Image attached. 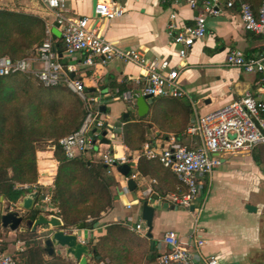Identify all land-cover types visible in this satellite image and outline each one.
I'll list each match as a JSON object with an SVG mask.
<instances>
[{
  "label": "crops",
  "instance_id": "crops-1",
  "mask_svg": "<svg viewBox=\"0 0 264 264\" xmlns=\"http://www.w3.org/2000/svg\"><path fill=\"white\" fill-rule=\"evenodd\" d=\"M66 1L69 8L68 15L92 14L93 0ZM39 3L43 11L30 14L43 18L46 30L52 29L55 15L40 0ZM116 3L123 8V13L109 22L101 23L102 34L107 39L119 41L126 47L141 49L149 59L156 57L169 59L172 65H177L179 82L187 92L186 96L176 98H148L149 109L143 116L138 114L137 98L131 105L122 98L108 101L104 105L105 110L102 111L108 124L118 129L117 139L109 143L111 150L118 155L124 153L129 157H136L139 150H131L125 143L126 130L133 129L135 124H142L146 131L147 142H144L140 149L148 142L152 145H165L170 136L176 138L178 145L196 146L197 138L188 133V128L199 115L238 100L246 92L259 94L258 74L245 73L227 63L228 53L233 49H240L246 54L264 51V37L243 28L237 8L220 7L218 16L208 15L206 35L197 40L186 58L181 60L177 55V46L172 43L168 33L170 15L172 12L177 14L179 27L192 26L196 15L202 12L201 6L192 9L185 4L177 5L172 1L162 0H116ZM261 3L259 5L251 3V5L257 11ZM34 55V51H31L27 57ZM84 59L83 55L77 54L63 61L75 66V72L71 76L83 83L87 93L102 91L121 96L118 88L111 89L109 86L111 82L125 86L126 90L123 93H134L146 85L145 69L137 64L94 58L93 65H87ZM35 67L39 68L40 63H35ZM107 149V146H101V150ZM87 155L96 158L94 150L88 151ZM221 159L222 164L215 168L211 175L205 177L200 192L198 203L203 202L204 209L198 219V225L202 228L201 234L205 244L193 249L195 258L201 262L204 257L214 255L218 258V264H264V208L257 200L262 194V170L254 163L251 152L224 155ZM136 160V164L130 167V172L134 169L140 175L135 180L136 189L129 190L125 176L115 171L113 174L117 185L113 187L115 198L112 207L101 214L94 227L77 231L78 239L85 240L91 249L90 239L96 243L106 234L110 226L120 225L145 239L147 255L155 253L153 264H158L156 256L165 232L176 231L183 242L192 247L195 245V238L192 235L195 216L191 209L163 203L154 207L153 228L151 236H148L147 226L142 218V203L134 201L151 184V180L156 181L153 184L154 188L163 194L179 192L181 185L173 172L162 167L158 161L146 159L147 165H145L140 163V158ZM58 164L53 147L38 150L39 175L37 182L34 183L38 188L28 190L18 202L13 203L12 210L9 208L11 203L1 196L0 215L6 211L24 213L21 209L22 199L31 192L39 194L35 201L36 209H38L37 205L44 204L40 195L51 193ZM149 168L151 171H146ZM213 184H216L214 190H212ZM130 203L132 207L128 208L127 205ZM247 205L255 206L256 211H249ZM136 207L140 209L136 211ZM27 218H30L29 214ZM137 223L144 225L145 229L142 233L133 229ZM64 230L73 232L72 229ZM27 231L29 229L11 231L3 228L0 222V236L8 252H14L18 241H23L16 237L18 232ZM51 232L52 229L49 227H39L36 230L42 248L44 239ZM61 255L73 264H77L74 258L64 253ZM43 257L51 258L46 253ZM91 258L92 256L87 257V264Z\"/></svg>",
  "mask_w": 264,
  "mask_h": 264
},
{
  "label": "built area",
  "instance_id": "built-area-1",
  "mask_svg": "<svg viewBox=\"0 0 264 264\" xmlns=\"http://www.w3.org/2000/svg\"><path fill=\"white\" fill-rule=\"evenodd\" d=\"M172 1L177 5H188L192 9L202 7L195 17L192 26L179 27L177 14L172 12L167 25L172 43L177 46L179 59L186 58L189 50L197 40L207 33L206 17L218 16L220 7L227 9L237 8L243 28L246 31L264 37V0L256 11L247 0H162ZM40 2L55 15L53 26L58 24L64 52L59 54L56 48V39L51 29L46 30V38L36 48L35 55L22 59H12L9 56L0 57V83L4 76L16 73H26L45 87H54L60 83L76 95L84 103L85 119L80 128L58 140V143L67 159H74L79 155L94 150L114 173L122 164H136V159L144 157L156 160L162 166L170 169L180 182L179 192L163 194L154 188L155 180L145 188L135 203L146 201L156 207L163 203L172 204L183 209H191L195 216L192 235L195 245L192 247L183 242L176 231H167L163 234L157 253L158 264H218L217 256L204 257L199 262L193 253L194 248L205 244L202 237V228L198 219L203 212L204 203H198L204 179L213 173L214 169L222 164L221 156L250 153L256 146H263L264 157V51L257 54H246L240 49H233L228 53L227 63L245 73H256L260 76L259 94L246 92L238 100L231 101L215 110L199 115L196 121L188 128V133L197 138L196 146L178 145L176 138L170 136L165 145L145 143L136 157L127 154L118 155L111 150L110 142L117 139L118 129L105 120L102 107L108 101L122 98L130 105L139 96L151 97H182L186 90L179 82L177 65H172L169 59H149L139 48L126 47L119 41L107 39L101 32V23L109 22L123 13V8L117 5L116 0H96V15H68L69 8L66 0H40ZM81 54L84 63L93 65L94 58L103 61L121 60L134 63L145 69L146 85L136 91L122 93L121 96L110 95L98 91L87 93L83 83L71 76L75 66L64 63L63 60ZM35 63H40L36 68ZM70 74V75H69ZM123 125V124H122ZM106 133L103 135V133ZM106 138L109 143H103ZM107 150H101V146ZM119 173V172H118ZM138 172H130L124 177L138 179ZM24 189L38 188L37 184L23 185ZM44 204L37 208L48 217L61 218L60 210L51 202V193L43 195ZM13 203L10 210L13 209ZM132 207V203L127 205ZM142 233L145 229L142 223L133 228ZM82 243L87 244L81 239ZM26 248L24 241H18L14 252L5 249L0 238V264H19V254Z\"/></svg>",
  "mask_w": 264,
  "mask_h": 264
},
{
  "label": "trees",
  "instance_id": "trees-1",
  "mask_svg": "<svg viewBox=\"0 0 264 264\" xmlns=\"http://www.w3.org/2000/svg\"><path fill=\"white\" fill-rule=\"evenodd\" d=\"M247 1L259 5L263 0ZM45 38L46 23L40 16L0 9V57L25 58L31 51L35 53ZM54 38L62 54L63 42ZM109 86L112 90L118 88L119 94L126 90L115 82ZM85 116L83 101L63 83L45 87L26 73L4 76L0 83V197L16 203L28 192L22 186L37 182V151L51 145L59 162L51 202L60 210L62 228L71 230L79 223L85 228L94 227L113 205V187L117 185L114 174L102 160L87 154L67 159L58 143L78 130ZM145 132L142 124H135L126 130L125 143L131 150H140L147 142ZM251 156L264 173L263 146H256ZM140 163L147 165V160L141 157ZM40 212L35 209L29 217L34 219ZM29 233L30 239L22 238L26 248L19 254V264H73L57 254L45 259L38 234ZM89 244L92 258L88 264H153L155 260V253L147 255L145 239L120 225L110 226L96 243L90 239Z\"/></svg>",
  "mask_w": 264,
  "mask_h": 264
},
{
  "label": "water",
  "instance_id": "water-1",
  "mask_svg": "<svg viewBox=\"0 0 264 264\" xmlns=\"http://www.w3.org/2000/svg\"><path fill=\"white\" fill-rule=\"evenodd\" d=\"M96 0L92 1V15L95 16ZM58 24L52 27V34L60 39L61 32L58 29ZM64 62V61H63ZM151 96H139L136 99V105L138 107V114L143 116L147 113L149 105L147 99ZM102 110H105V107H102ZM106 133L104 132L103 135ZM103 143L108 144L109 140L106 138L102 139ZM122 175L127 176L130 173V166L128 164H122L117 167ZM128 189L133 191L136 189V182L134 179H129L127 181ZM39 194L37 192H31L28 196H25L22 199L21 209L24 210V213L19 211H6L1 214L0 222L3 228H8L11 231H24L31 230L36 231L39 227H49L52 229V232L46 236L43 241V250L44 252L52 256L54 254L61 255L65 254L69 257L75 259L77 264H87V257L92 256V251L88 244L82 243L78 239L77 231L85 229L84 223H79L73 227V232L69 233L64 230L62 227L64 225L61 218L50 216L48 217L43 212L37 214V216L32 218H27V215L36 209L35 201L38 199ZM41 199L44 198L43 195H40ZM246 208L249 211H256V207L253 205H247ZM142 218L146 223L148 236H151V231L153 228V217L155 213V208L149 205L144 201L141 205ZM193 210V207H191Z\"/></svg>",
  "mask_w": 264,
  "mask_h": 264
},
{
  "label": "rangeland",
  "instance_id": "rangeland-1",
  "mask_svg": "<svg viewBox=\"0 0 264 264\" xmlns=\"http://www.w3.org/2000/svg\"><path fill=\"white\" fill-rule=\"evenodd\" d=\"M0 8L12 9V10H17V11H22V12H27V13H34L37 11H43L42 6L39 3V0H0ZM34 80H36V79H34ZM48 147H53V146H51V145L42 146L39 148V150H46V149H48ZM91 158L94 160H100L99 155H97V154H96V158H94V157H91ZM261 174L263 176V178H262V194L259 198H257V200H258L259 204L264 208V173L262 172ZM215 188H216V184H213L212 190H214ZM139 209H140V207H136V211ZM133 218H134V215H133ZM16 237L21 239V240H22V238L30 239L31 235H30L29 231H27L23 235L20 232H18ZM0 238L2 239L1 236H0Z\"/></svg>",
  "mask_w": 264,
  "mask_h": 264
}]
</instances>
